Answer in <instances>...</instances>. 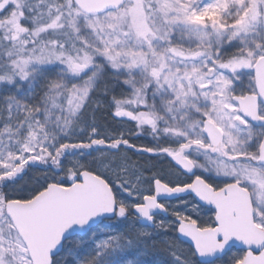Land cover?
I'll return each instance as SVG.
<instances>
[{
	"label": "snow or ice",
	"instance_id": "snow-or-ice-1",
	"mask_svg": "<svg viewBox=\"0 0 264 264\" xmlns=\"http://www.w3.org/2000/svg\"><path fill=\"white\" fill-rule=\"evenodd\" d=\"M0 264H264V0H0Z\"/></svg>",
	"mask_w": 264,
	"mask_h": 264
}]
</instances>
